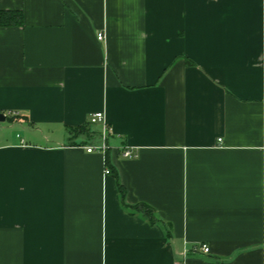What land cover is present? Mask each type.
Segmentation results:
<instances>
[{
	"label": "crops",
	"instance_id": "1",
	"mask_svg": "<svg viewBox=\"0 0 264 264\" xmlns=\"http://www.w3.org/2000/svg\"><path fill=\"white\" fill-rule=\"evenodd\" d=\"M0 11V264H264V0Z\"/></svg>",
	"mask_w": 264,
	"mask_h": 264
},
{
	"label": "built area",
	"instance_id": "2",
	"mask_svg": "<svg viewBox=\"0 0 264 264\" xmlns=\"http://www.w3.org/2000/svg\"><path fill=\"white\" fill-rule=\"evenodd\" d=\"M104 39H105L104 35H99V37H98L99 41H102ZM89 123L91 125H98L100 123H103L104 124V128H103V130L101 132L102 144L100 146H97V147H88L87 151L89 153L99 152V153H102V154H106V152L108 150L107 139H108V136L111 134V129L108 128L107 125L105 124V115H104V113L101 112V113H95V114L91 115ZM122 155L126 159H130V158L134 157L133 150L129 149V148L123 149L122 150ZM110 172L111 171L109 169H107L105 173L106 174H110ZM194 251L195 252L201 251L204 254H209L211 252L210 247H208L207 245H200L199 247L194 248ZM188 253H189L188 251H184V253H183L184 257H187ZM176 264H178V263H176Z\"/></svg>",
	"mask_w": 264,
	"mask_h": 264
},
{
	"label": "trees",
	"instance_id": "3",
	"mask_svg": "<svg viewBox=\"0 0 264 264\" xmlns=\"http://www.w3.org/2000/svg\"><path fill=\"white\" fill-rule=\"evenodd\" d=\"M22 19H23V17H22L21 13L9 12V11H0V26L5 27V26H11V25H22ZM8 119H9V117H8ZM89 126L90 125H88L87 127H80V128L71 130V133L77 137L81 136V135H87L88 136L91 134V129ZM107 154H108V152H106V155ZM107 164L109 165L108 159H107ZM110 169L113 170L112 168H110ZM121 192L124 193L123 190H121ZM131 208L133 209V207H131ZM137 208H140L141 210H143L144 213L149 217L150 221L152 223H154L155 218L153 216V210L150 207L143 205L142 207H137Z\"/></svg>",
	"mask_w": 264,
	"mask_h": 264
},
{
	"label": "rangeland",
	"instance_id": "4",
	"mask_svg": "<svg viewBox=\"0 0 264 264\" xmlns=\"http://www.w3.org/2000/svg\"><path fill=\"white\" fill-rule=\"evenodd\" d=\"M10 125L11 124H10L9 121L1 122L0 123V128H3V129L6 128V129H8V128H11ZM98 144H100V142H98Z\"/></svg>",
	"mask_w": 264,
	"mask_h": 264
},
{
	"label": "water",
	"instance_id": "5",
	"mask_svg": "<svg viewBox=\"0 0 264 264\" xmlns=\"http://www.w3.org/2000/svg\"><path fill=\"white\" fill-rule=\"evenodd\" d=\"M6 119H7V116L4 115V114H2V113H0V123H1V122H5Z\"/></svg>",
	"mask_w": 264,
	"mask_h": 264
}]
</instances>
